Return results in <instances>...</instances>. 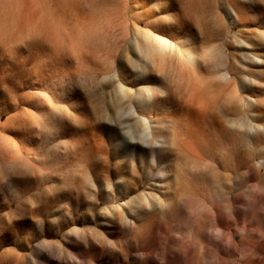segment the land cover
<instances>
[{
	"label": "rangeland",
	"instance_id": "1",
	"mask_svg": "<svg viewBox=\"0 0 264 264\" xmlns=\"http://www.w3.org/2000/svg\"><path fill=\"white\" fill-rule=\"evenodd\" d=\"M0 264H264V0H0Z\"/></svg>",
	"mask_w": 264,
	"mask_h": 264
}]
</instances>
